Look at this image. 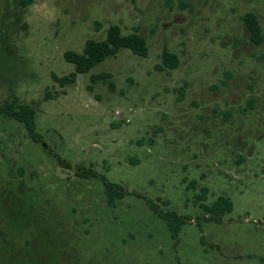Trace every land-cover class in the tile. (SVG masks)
<instances>
[{
  "label": "rangeland",
  "instance_id": "1",
  "mask_svg": "<svg viewBox=\"0 0 264 264\" xmlns=\"http://www.w3.org/2000/svg\"><path fill=\"white\" fill-rule=\"evenodd\" d=\"M246 13L264 33V0H0V106H33L46 146L0 117V264H264V42ZM111 26L149 55L53 80ZM165 48L177 69H156ZM92 173L126 192L115 207ZM220 196L233 211L206 220ZM148 200L184 220L176 239Z\"/></svg>",
  "mask_w": 264,
  "mask_h": 264
},
{
  "label": "trees",
  "instance_id": "2",
  "mask_svg": "<svg viewBox=\"0 0 264 264\" xmlns=\"http://www.w3.org/2000/svg\"><path fill=\"white\" fill-rule=\"evenodd\" d=\"M31 2L32 0H21L23 6H27ZM243 20L250 33L252 42L258 46L261 45L264 42V33L257 15L254 13H246L243 16ZM123 49H128L140 57H147L149 55L147 40L139 32L138 28L128 35H123L119 26H111L108 30L106 39L100 41L94 39L88 40L82 53L74 51L66 52L65 59L75 66V71L70 75L62 77L53 73L52 78L55 82L60 84L61 87L73 84L76 82L79 74L89 72L95 65L110 56H116ZM179 66L180 60L178 56L165 48L162 54V64L157 65L156 69L158 71H169L177 69ZM101 79L104 82L109 83L112 90L115 89L114 82L109 81L111 79L110 74L102 73L92 76L93 83H97ZM179 91L181 94H184L183 88ZM36 113L37 110L33 106L21 102L18 99H13L0 106V117L8 116L18 121L28 131L30 137L35 142L41 143L45 146L42 137L35 129ZM60 163L62 164V162ZM77 175L80 177H87L85 171L82 172L81 170L77 172ZM92 175L104 182L108 205L115 207L116 202L126 195V192L121 187L107 181L105 177H101L95 173H92ZM196 184L197 181L190 182L192 188L196 187ZM136 195L140 197L139 194L136 193ZM207 197L208 189L202 188L201 194L197 197V201L200 203L206 200ZM148 204L158 217L167 222L172 236L176 239L184 220L174 212L161 211L159 205L150 200H148ZM204 208L211 215L210 217L205 218L206 220L219 222L221 221L223 214L233 211V202L228 197L220 196L212 204L204 206Z\"/></svg>",
  "mask_w": 264,
  "mask_h": 264
}]
</instances>
